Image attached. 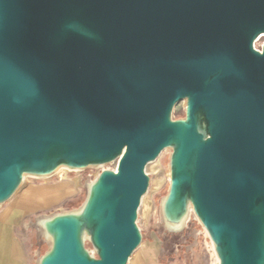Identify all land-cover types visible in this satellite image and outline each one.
Here are the masks:
<instances>
[{
	"label": "water",
	"instance_id": "1",
	"mask_svg": "<svg viewBox=\"0 0 264 264\" xmlns=\"http://www.w3.org/2000/svg\"><path fill=\"white\" fill-rule=\"evenodd\" d=\"M262 33L264 0H0V204L25 174L118 162L46 221L39 264H127L167 147L166 221L192 209L219 264H264Z\"/></svg>",
	"mask_w": 264,
	"mask_h": 264
},
{
	"label": "rangeland",
	"instance_id": "2",
	"mask_svg": "<svg viewBox=\"0 0 264 264\" xmlns=\"http://www.w3.org/2000/svg\"><path fill=\"white\" fill-rule=\"evenodd\" d=\"M259 38L255 41V46L262 50L264 33ZM186 107L185 99L180 100L174 107L173 118L183 119ZM172 152V148L164 149L155 160L146 166L149 187L142 198L137 218V224L142 232V242L155 239L156 236L161 238L181 236L168 231L162 221V206L170 188ZM117 165L118 162L113 161L79 169L65 167L48 175L26 174L24 176L19 189L9 200L0 204V208L14 206L22 213V222L28 234L30 264H39L41 257L49 250L52 243L51 238L44 235L38 227V218L80 213L88 199L92 184L101 172L106 169L115 170ZM57 188H61V191ZM192 222L194 223L192 228L202 232L205 251L216 258L217 255L208 233L194 215H192ZM84 239L90 253L96 256V249L91 244L89 235L85 234Z\"/></svg>",
	"mask_w": 264,
	"mask_h": 264
},
{
	"label": "crops",
	"instance_id": "3",
	"mask_svg": "<svg viewBox=\"0 0 264 264\" xmlns=\"http://www.w3.org/2000/svg\"><path fill=\"white\" fill-rule=\"evenodd\" d=\"M192 215L197 218L190 209L177 226L163 216L165 228L181 236H156L141 242L127 264H219L217 256L216 259L205 251L202 232L192 228ZM0 264H30L28 234L22 213L14 206L0 208Z\"/></svg>",
	"mask_w": 264,
	"mask_h": 264
},
{
	"label": "bare ground",
	"instance_id": "4",
	"mask_svg": "<svg viewBox=\"0 0 264 264\" xmlns=\"http://www.w3.org/2000/svg\"><path fill=\"white\" fill-rule=\"evenodd\" d=\"M263 34V33H262ZM261 34V35H262ZM260 37V36H259ZM258 37V38H259ZM262 37V36H261ZM257 38V39H258ZM260 39V38H259ZM185 101L187 102V100L185 99ZM166 149H171V147H167ZM65 167H67V168H69L68 166H65V165H60V166H58L57 167V169L56 170H61V169H64ZM26 175V174H25ZM67 188V187H66ZM57 190H59V191H61V188H57ZM63 190V189H62ZM46 195H48V194H46ZM50 198V197H49ZM52 217H49V218H47V217H44V216H40L39 218H38V223H37V225H38V227L41 229V231H42V233L44 234V235H47L48 234V232H47V226H46V221L47 220H49V219H51Z\"/></svg>",
	"mask_w": 264,
	"mask_h": 264
},
{
	"label": "trees",
	"instance_id": "5",
	"mask_svg": "<svg viewBox=\"0 0 264 264\" xmlns=\"http://www.w3.org/2000/svg\"><path fill=\"white\" fill-rule=\"evenodd\" d=\"M87 247V246H86Z\"/></svg>",
	"mask_w": 264,
	"mask_h": 264
}]
</instances>
